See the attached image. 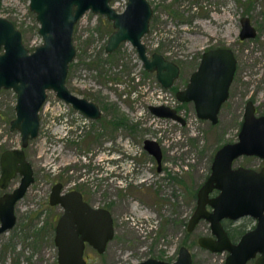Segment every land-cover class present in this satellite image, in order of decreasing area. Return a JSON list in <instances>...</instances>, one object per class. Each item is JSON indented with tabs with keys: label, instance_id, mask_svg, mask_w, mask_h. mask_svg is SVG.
<instances>
[{
	"label": "rangeland",
	"instance_id": "rangeland-1",
	"mask_svg": "<svg viewBox=\"0 0 264 264\" xmlns=\"http://www.w3.org/2000/svg\"><path fill=\"white\" fill-rule=\"evenodd\" d=\"M149 1L154 9L150 21L152 30L144 40L150 44V49L158 42L157 47L163 54L165 50H173L172 54L179 55L183 75L177 80V86H184L190 71L198 62L201 50L210 46L231 47L237 61L236 71L229 96L219 111L217 123L193 118L186 126L163 122L165 124L155 127L146 114L142 121L138 119L141 121L138 132L133 133L123 127L116 129L115 141L110 143L116 158L114 172L116 177H129L126 180L127 191L115 185L117 196L124 195V198L120 197L124 203L116 211V218L119 219L117 236L102 254L88 247V264H125L146 257L174 259L185 232L184 226L177 220L187 218L192 211L189 193L208 174L216 148L226 141L237 139L246 99L255 96L257 111L264 113V0ZM111 2L117 10H121L125 0ZM0 15L20 26L24 44L28 48L32 49L42 41L35 15L28 8V0H0ZM243 15H248L256 26L254 37L239 38L240 18ZM105 23V15L90 10L79 19L74 33V43L78 46L79 54L72 66V77H85L86 80L88 76L96 77L95 88L98 87V92L95 94L99 93L105 101L110 100V111L117 115L118 111L137 110L132 105L128 107L121 100L125 102L130 93V89L122 84L127 79L125 74L130 68L139 69V62L130 42L125 41L110 63L100 67V72L104 70L115 74L116 78L109 79L110 82L106 80V74L98 75L92 69L83 67L86 65L84 62L91 58L97 60L105 57L99 51L112 29V26ZM169 45H172V49ZM149 75L151 78L154 76L153 73ZM88 86L91 87L89 84ZM1 95L0 111L5 112L12 100V93L6 90ZM186 106L193 108L190 102ZM45 112L41 120V132L26 148L27 157L34 167L35 180L16 205L15 226L0 234V264H56L55 245L42 228L49 215L46 203L49 181L63 175L72 177L71 181H77L76 177L81 174H85L83 177L87 181H90V177H95L90 170L93 167L94 172V165H97L94 155L97 151L93 149V145L98 139L88 134L85 138L82 135L77 142L63 143L61 121L52 122V128L49 127L48 120L54 114L49 108ZM128 116L135 120L134 114L132 116L129 113ZM7 126L8 120L0 119V127L3 129L0 139L6 136L13 141L19 140L20 134L8 133ZM159 130L162 131L164 146L162 170H156L153 159L146 151H140L143 139L157 136ZM125 137L134 142L132 151L137 153L128 156L130 148L123 144ZM97 153L101 155L102 152ZM87 163L89 166L84 168ZM234 165L258 169L264 165V158L240 156L234 161ZM142 177H152L153 180L149 178L142 181ZM16 182L17 179L14 178L10 187L15 186ZM137 183H143V186H137ZM146 217L149 220L158 219L156 226L150 227ZM236 223L238 220L232 222ZM209 232L208 222L201 220L194 231L186 235L193 255L192 264H224L225 251L212 252L191 241L198 235Z\"/></svg>",
	"mask_w": 264,
	"mask_h": 264
},
{
	"label": "water",
	"instance_id": "water-1",
	"mask_svg": "<svg viewBox=\"0 0 264 264\" xmlns=\"http://www.w3.org/2000/svg\"><path fill=\"white\" fill-rule=\"evenodd\" d=\"M30 7L37 13L41 23L39 31L44 39L31 53L22 44L20 32L9 20L0 17V46L4 44L6 49L0 53V86H13L17 92V116L11 120V128L21 130L23 146L38 134V109L47 88L91 117L100 114L96 103L74 95L65 84L69 62L75 55L73 26L87 9L105 14L112 21L113 30L105 47L107 51L116 49L123 40L129 41L135 47L143 67L153 72L164 87H171L179 74L175 61L158 51L148 54L142 41L143 35L149 31L153 14L149 0H127L121 11H117L110 0H30ZM254 35L255 28L249 18L243 16L240 37ZM235 67L236 58L229 47L205 50L186 86L176 92L177 98L181 101L192 100L197 115L215 123L220 105L228 96ZM149 109L159 116L184 122L169 106L151 104ZM254 112V105L247 101L238 140L227 142L217 149L211 173L198 191L197 207L188 224L190 230L200 217L210 221L216 238L201 236L198 242L213 251L227 249L225 264H246L257 252L260 254L253 264H264V166L260 170L232 167L233 159L241 154L264 156V114L256 116ZM144 146L159 159L161 150L155 140L146 138ZM0 166L2 187L17 172L21 175L19 185L0 196L1 232L14 224V203L33 180V169L23 148L5 149L0 156ZM213 187L220 191L209 198L208 192ZM50 203H60L64 207L55 235L59 264H84L83 239L92 242L99 251L104 249L106 240L112 235V220L107 210L91 208L76 190L61 194L59 182L50 192ZM206 203L213 206L211 212L206 210ZM244 214L256 217L257 224L233 243L220 219L237 218ZM75 222L78 223L76 227L73 225ZM78 231L82 232L81 237ZM190 263V252L182 246L174 262L148 258L138 264Z\"/></svg>",
	"mask_w": 264,
	"mask_h": 264
},
{
	"label": "flooded vegetation",
	"instance_id": "flooded-vegetation-1",
	"mask_svg": "<svg viewBox=\"0 0 264 264\" xmlns=\"http://www.w3.org/2000/svg\"><path fill=\"white\" fill-rule=\"evenodd\" d=\"M111 1H113V0H110V4L112 5ZM126 1L127 0H125V2H124V6L126 4ZM248 4L250 5V3H248ZM28 8L35 15V19H36V21L38 23L37 30H38V33L40 34L41 38H42V41L39 44L35 45L32 49L28 48L24 44L23 31L21 30L20 26L17 25L16 22H14L13 20H11L10 18H8L6 16L0 15V17L9 20L13 24V27L20 32L22 44L24 45V47L27 48V52L31 53V52H33L35 50V48L38 45L43 43L44 39H43L42 34L39 31L41 23H40L39 19L36 16L37 13L34 10H32L31 7H30V0H28ZM88 10L92 11L91 9L85 10L84 13L81 14L77 18V20L75 21L74 26H73V44H74V47H75V55L73 56L72 60L69 62V66H68V70H67V74H66V78H65V84L68 87V89L70 90V92L73 93L74 95H76L78 97L86 98L87 100L96 103L98 105V107H99L100 114L97 117H91V116L87 115L82 110L73 107V105L70 102H67L63 98H60L59 96H57L56 92L54 90H52L51 88H47L45 90L46 96H45L44 100L42 101V103H41V105H40V107L38 109V117H39L38 134L41 132V120L46 114L45 111L49 108V110L51 112H53L54 115H51L52 117L49 118L48 126L52 128L50 123L56 122L57 120L61 121V133H62L61 134V136H62L61 138L64 141L63 143L77 142V140L82 135L85 138L86 135L90 134V135H92V137H94V139H96V140L98 139V141L94 142L93 149L95 151H97V152H102L101 155H98L97 152H96L97 154L96 153L94 154L95 158L97 160L96 161L97 165H94L95 163H93L95 169H94V172H93V170H92L93 167H92L90 172L94 173L93 175H95V177H93V176L90 177V181H87V178L83 177V176H85V174H81L79 177H76L77 181L76 180H72L71 181L72 177H70V176L65 177L64 175L61 176V177L52 178L49 181L48 192L46 194V203H47V206H48V209H49V215H48V217L45 220V223H44L45 227H42V228L45 229V230H43L44 233L48 234V236L51 237V240H52L53 244L55 245V248H56V264H59V261H58V247H57L56 242H55L56 226H57L59 217L64 212V207L60 203H54V204L50 203V192H51L53 186L56 183L59 182L60 183V193L61 194H66V193H69L72 190H76V191H78L81 194V199L83 201H85L91 208H93V209H105V210H107L109 212V215H110L111 220H112V222H111V224H112V235L106 240L104 249L102 251H99L97 248L94 247L92 242H90L87 239H83L84 248H83L82 256H83V259L85 261L84 264H88V262L90 260V255L86 251V249L88 247H91L94 250H96L97 253L102 254V253L105 252V250L109 246L110 242L114 238H116V236H117L116 229L118 227L117 221L119 222V219L116 218V211H117V208L120 207V205L122 203H124L123 200H122V198H124V195L123 196L120 195L119 197L117 196V193H115V190H116L115 185H118L121 188L123 187V189L127 191L126 187L128 185V182L126 180H128L129 177H116L115 176V172H114V170H115L114 166L116 164V158H115L114 151H113L114 149H112V145H110V143L113 142V140L115 141V131H116V129L123 127L127 131H130V132H133V133L134 132H138L139 131V127L138 126L141 125L142 117H145L146 114L149 115L150 123L153 126H155V127L161 126V125H163V124H165L167 122L169 124L172 123V122H175V123H177L180 126H183V125L186 126L187 124L188 125L190 124V120L193 119V118H195L196 120L205 119V118H200L197 115L195 107H194V103H193L192 100L181 101V100H179L177 98L176 92L178 90H180V89H183L186 86V84H187L192 72H194L197 69V67L199 65V62H200V59H201V56H202V53L205 50L210 49V48H215V47H228V46L218 45V46H210V47H208L206 49L201 50L200 55L198 56V62L196 63V65L190 71L189 76L186 79L183 87H181V86L179 87V86L176 85L177 80L180 79L182 77V75H183L180 59L178 58L179 55L176 56V55L172 54L173 50H165L164 54L161 52L165 57L175 61L178 64V66H179V74L174 79L173 85L171 87H164L156 79L155 74L153 72H149L143 67V65L141 63V60L139 59V57H138V55L136 53L135 47L130 43L131 44V48L133 49V52H135V58L139 62V69L135 68V69L132 70L130 68L127 71V73L125 74L127 79L125 81H123L122 84H123V86H126L127 89H130V91H129L130 93H129L128 97H126L125 102L123 100H121V101L123 103H125V105H127L128 107L130 105L136 107L137 110L126 109L127 110L126 112L118 111L117 115L116 114L113 115L111 113V111H110L111 107L109 106V104L112 103V102L110 100L105 101V100L101 99L103 97H101L99 95V93H98L99 96L97 94H95V93L98 92L97 91L98 87L95 88L96 77L90 78V76H88L87 80H86L85 77H80V76L79 77H72L73 76L72 75V66H73L74 61L77 60V56L79 54L78 46L74 43V33H75L76 29H77V23H78L79 19ZM121 10H117V11H121ZM92 12H94V11H92ZM94 13H99V12H94ZM153 14H154V9H153ZM153 14H152V16H153ZM103 15H105V14H103ZM243 16H247L249 18V21H250L251 25L255 28V35H256V29L257 28L251 22L250 17L248 15H243ZM105 17H106V15H105ZM242 17L240 18V23H241ZM150 21H151V19H150ZM105 24L112 26V29L108 32V35H107V39H108V36H109L110 32L113 30V25H112V21L109 20L107 17H106V23ZM151 30H152V27H151V24H150L149 25V31L147 33H145L143 35V37H142V41L146 45L148 54H151L153 51L160 52L159 48L157 47L158 42H156L154 44L151 43V44H153L152 45L153 48L150 49V44L148 45L146 43V41L144 40V37ZM240 32H241V27H240V30H239V38L240 39H244V38H249V37H254L255 36L254 35V36H249V37L242 38V37H240ZM107 39H106V42H107ZM125 41H127V40L121 41L120 44L118 45V47L116 49L112 50V51H107L106 50V48H105L106 47V42H105V44L102 46L101 51H99L105 57H100L97 60L95 58H91V59H89L90 61H87V62L82 61L81 62L82 65H84V63L86 64L83 67H86L88 69H92L93 71L97 72L98 75H100V73H102L103 75L106 74V80L107 81L109 79L116 78L115 74L106 73V71H104V70L100 72V67H101L102 64H106L107 62L110 63V61H111L112 57L115 55V53H117V52L119 53L121 45ZM169 46L172 49V45H169ZM229 48L233 51V49L231 47H229ZM5 50L6 49L4 47V44H1L0 53H4ZM233 53H234V51H233ZM170 54H171V56H170ZM234 56H235V53H234ZM12 60H14V55L12 56ZM83 67H82V69L84 70ZM82 69H80V70H82ZM235 71H236V67H235ZM235 71H234V74H235ZM150 73L154 74V76L152 78L149 77ZM234 74H233V78H234ZM233 78H232V80H233ZM88 80H92L93 82L92 83L91 82L88 83L89 82ZM108 82H110V81H108ZM231 83H232V81H231ZM231 83H230V85H231ZM88 84L91 87H89ZM149 85H151L150 89H152L153 87L156 86V87H159V88H162V89H164L166 91L171 92L172 96L175 99V104L170 105V104H166V103H153L151 100H149V94L146 93V89L149 87ZM140 89H143L144 91L138 92V90H140ZM229 89H230V86H229ZM6 90H10L11 91L12 100L10 102V105L8 106V109L5 112L4 111H0V119L3 120L4 118H6L8 120V126H7L8 133H14L15 132V133L20 134V137H19V140L16 139L14 141L12 139H8L6 136L2 137V139H0V156H1V153L5 149L23 148L25 156H26V159L31 163V166H32V169H33V180L26 187V190L23 193V195L21 197H19L14 203V207H13L14 214H15V222H14V224L11 227L1 231L0 234L3 233V232L8 231L13 226H15L16 219H17V215H16V212H15L16 205H17L18 201L20 199H22L26 195V193L29 191L31 185L33 184V182L35 180L34 167H33L32 162L27 157L26 148L31 143V140L35 139L38 136V134H37L34 138H30L25 146L22 145L21 130L19 128H17V127L11 128V120L14 119L17 116V110H16L17 92H16V90H15V88L13 86L6 87L4 85H1L0 86V98L2 96L1 93L3 91H6ZM132 91H136L137 94L131 93ZM228 96H229V93H228ZM228 96H227V98H228ZM254 97L255 96L247 98L245 103H244L242 118L240 119V122H239V128H238V133H237V139L236 140H238V134H239V131L241 129L242 122H243L244 111H245V106H246L247 101L250 100L252 102V104L254 105V108H255L254 114L256 116L264 114V113H259L257 111V106L258 105H257V102L255 101ZM227 98L220 105V108H219L218 113H217V121L215 123L218 122L219 111H220L223 103L227 100ZM147 99H148V101H147ZM106 100H107V98H106ZM189 102L192 103L193 108H188L186 106V104L189 103ZM151 104L152 105H161V104H163V105L169 106L171 108H174L176 110L177 114L180 115L184 119V122L182 123L179 120H176L174 118H171V117H168V116H159V115L153 113L149 109V105H151ZM113 109H114V107H113ZM129 113H131L132 116L134 114V119L135 120H131L130 119L131 115L129 117L128 116ZM122 116H123L125 122L127 121L128 123L136 124L137 129L134 130V131H131L130 128H128L127 126H125L123 124H119V125L116 126V119H117L116 117H122ZM138 119H141V121L138 120ZM207 120H209L211 123H213L210 119H207ZM163 122H165V123H163ZM2 132H3V129L0 127V133H2ZM158 133L159 134L157 136H154V137H145L143 139L141 145H140V147H141L140 151L141 152H142V150L144 152L146 151L147 154L155 162L156 170H162V168H163L162 162H163V159H164V146H163V141L161 139L162 131L159 130ZM5 134H7V133H5ZM146 138L153 139V140H155L158 143V145L160 147V150H161L159 159L157 158V156H155L153 153L149 152L145 148L144 140ZM236 140H234V141H226L225 143H227V142H235ZM132 143H134V142L129 137H125L123 144H125L124 146L128 145V147L130 148V150L128 151V153H129L128 156H130L133 153H137L135 151H132ZM225 143H223V144H225ZM223 144L218 146L216 148V150L214 151L213 156L211 157V163H210L209 172L206 175V177L204 178V180L200 183L199 186H197V188H193L190 191V193H189L190 200L192 202V205H191L192 206V208H191L192 211H191V213L188 215L187 218L182 217L179 220H177V222L179 224H182V226H184L185 232H184V235H183L182 240H181L182 244L178 248L176 257L174 259H172V260H166V259H163V258H160V257H146V258H144L142 260H139V261H136V262H132V263H125V264H138V263H140V262H142V261H144V260H146L148 258H156V259H160V260L167 261V262H174L177 259L180 247H182V246L186 247L189 250L190 255H191V263L190 264H192L193 263V255H192L191 250L188 247V244H190V243L188 242L189 239L186 238V235L188 236L192 231H194V229L196 228L197 224L201 220H205V221L208 222L210 232L208 234H200V235L197 236L196 239L193 238L191 241L197 242L199 244L198 239L201 236H209V237H212V238H216V235L212 231L210 221L208 219H206L205 217H200L195 222L193 228L190 229V230L188 229V224H189L190 218L194 214V212L196 210V207H197L198 191H199L200 187L208 179V176L211 173V169H212L211 166H212V162H213V159H214V155H215L217 149L219 147H221ZM140 151L138 153H140ZM240 156H257L259 158H264V156L260 157L258 155H254V154H241V155H239V156H237L236 158L233 159V161H232V167L233 168H236L238 166H243V167L253 168L255 170H260L264 166V165H262L260 168L257 169V168L250 167V166H245V165H234V161ZM87 162H89V161L87 160ZM87 164L88 165H85L84 168H86V166H89V163H87ZM0 174H1V166H0ZM20 177H21V175L17 172L12 178H10L8 180L6 186L2 187L0 185V190H2L1 193H0V196H2L6 192H11L15 187H17L19 185V183H20ZM14 178L17 179V182H16V185L11 188L10 185H11V182L14 180ZM149 178L152 179V177H142V179H143L142 181L149 180ZM167 178H169V177H167ZM172 179H173V177H172ZM137 184H138L137 186H140V187L143 186V183H137ZM132 186L135 187L133 184H132ZM219 191H220L219 188L213 187L208 192V197L211 198V197L216 196L219 193ZM120 197H122V198L120 199ZM176 197H177V195H176ZM205 208H206V210L208 212L209 211L211 212L213 210V206L211 204H209V203L205 204ZM147 219H148V217H146V221H147ZM236 220H238V223L232 224V222H234ZM257 221H258L257 218L252 216L251 214H244V215H241V216H239L237 218L222 217L220 219V223H221L223 229L226 231L227 236L229 237L230 241L233 242V243L238 242L240 237L245 232H247L248 230L253 229L256 226ZM157 222H158V219L157 220L153 219V218H150V220L148 219V224L150 225V227L156 226ZM73 225H74V227H76L78 225V223L75 222ZM77 234H78L79 237L82 236V232H80V231H78ZM185 242H187V243L185 244ZM199 245L201 247H204L201 244H199ZM204 248L208 249L209 251H212V252H224L225 251L226 252V256L228 255V250L227 249L213 251V250H211V249H209L207 247H204ZM259 254L260 253L257 252L254 257L249 258L247 260L246 264H253L255 259H256V257ZM226 256H225V259H224V264H225V261H226Z\"/></svg>",
	"mask_w": 264,
	"mask_h": 264
},
{
	"label": "built area",
	"instance_id": "built-area-1",
	"mask_svg": "<svg viewBox=\"0 0 264 264\" xmlns=\"http://www.w3.org/2000/svg\"><path fill=\"white\" fill-rule=\"evenodd\" d=\"M144 91L143 89L138 90V92ZM131 93L137 94L136 91H132ZM146 93L149 95V100H151L153 103H166L173 105L175 104V99L172 96V93L169 91H166L159 87H153L150 89L149 87L146 89Z\"/></svg>",
	"mask_w": 264,
	"mask_h": 264
},
{
	"label": "trees",
	"instance_id": "trees-1",
	"mask_svg": "<svg viewBox=\"0 0 264 264\" xmlns=\"http://www.w3.org/2000/svg\"><path fill=\"white\" fill-rule=\"evenodd\" d=\"M116 118H117L116 119V126L119 124H123V125L127 126L128 128H130L131 131H134L137 129L136 124L128 123L127 121L125 122L123 116L122 117H116Z\"/></svg>",
	"mask_w": 264,
	"mask_h": 264
}]
</instances>
